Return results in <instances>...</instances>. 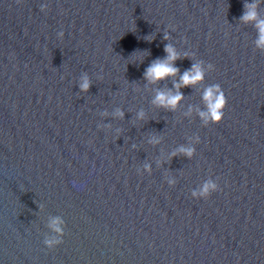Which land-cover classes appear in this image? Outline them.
I'll return each instance as SVG.
<instances>
[{
  "label": "water",
  "instance_id": "95a60500",
  "mask_svg": "<svg viewBox=\"0 0 264 264\" xmlns=\"http://www.w3.org/2000/svg\"><path fill=\"white\" fill-rule=\"evenodd\" d=\"M245 2L0 0V264H264V52ZM167 43L215 68L175 111L152 100L179 77L144 79ZM217 83L228 106L205 127ZM210 178L221 190L192 197Z\"/></svg>",
  "mask_w": 264,
  "mask_h": 264
},
{
  "label": "clouds",
  "instance_id": "9594fccd",
  "mask_svg": "<svg viewBox=\"0 0 264 264\" xmlns=\"http://www.w3.org/2000/svg\"><path fill=\"white\" fill-rule=\"evenodd\" d=\"M47 5H41V10L46 11ZM259 3L258 0H251V2H245L244 4V13L239 18L242 23H252L258 32V37L254 41L256 49L261 52H264V18H261L258 11ZM58 37L63 39L64 32L61 31L58 33ZM154 38H149L152 40ZM164 39L170 41L171 36L167 33L164 34ZM164 51L167 55L163 59H157L153 61L150 66L146 69L144 73V79L149 83L155 84L161 80H166L170 77H179L178 81L175 82V92L172 90L168 91H157L155 97L152 100V103L160 108H164L169 111H175L180 102L184 99L183 93L180 91L183 87H196L200 84H203L206 80V76L210 71H214V65L211 63L205 64L203 60L195 59L194 53L181 52L172 44L167 43L165 45ZM192 59L193 63L190 69L180 73V69L176 67V61L180 59ZM143 62V61H142ZM98 79H103L102 76ZM80 92L87 93L91 86L92 80L89 75L85 72L79 79L78 82ZM202 101L204 107L199 109L197 114L202 121L203 126H209L210 124H220L224 120L225 110L228 106V99L223 91V88L220 84H211L207 85L203 89ZM116 116L123 119L124 112L123 110L118 109L116 111ZM138 118L143 120L145 118L144 111L138 113ZM197 143L200 142V137H196ZM160 139L158 136H153L150 143L158 144ZM196 153L195 147H180L178 153L183 154L191 158ZM146 168L151 171L150 166L146 165ZM170 186H175V180H168L167 182ZM220 185L213 179H208L200 186L198 191L192 192V197L197 199L210 198L213 193L220 191ZM66 222L60 218H54L49 224V228L55 233L53 236H47L44 239V244L49 248L53 249L58 245L63 243V237L65 235Z\"/></svg>",
  "mask_w": 264,
  "mask_h": 264
}]
</instances>
